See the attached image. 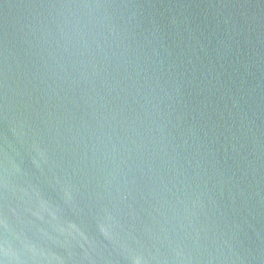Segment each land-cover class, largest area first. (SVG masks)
I'll return each instance as SVG.
<instances>
[{
    "label": "water",
    "instance_id": "water-1",
    "mask_svg": "<svg viewBox=\"0 0 264 264\" xmlns=\"http://www.w3.org/2000/svg\"><path fill=\"white\" fill-rule=\"evenodd\" d=\"M0 264H264V0H0Z\"/></svg>",
    "mask_w": 264,
    "mask_h": 264
}]
</instances>
